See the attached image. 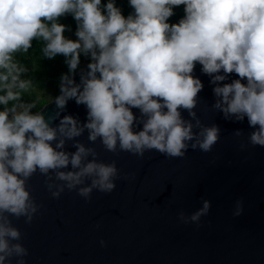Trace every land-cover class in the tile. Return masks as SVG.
Returning <instances> with one entry per match:
<instances>
[{"label":"clouds","instance_id":"9594fccd","mask_svg":"<svg viewBox=\"0 0 264 264\" xmlns=\"http://www.w3.org/2000/svg\"><path fill=\"white\" fill-rule=\"evenodd\" d=\"M125 17L115 0H0V264H26L29 250L12 219L30 224L41 204L28 190L37 173L50 196L75 191L86 202L93 191L110 194L116 181L127 179L116 161L104 162L94 145L118 155L143 157L156 151L166 158H184L189 149L209 153L220 141L221 128L197 115L204 85L194 75L197 64L209 77L211 109L225 121L243 123L232 135L239 149L264 147V0H128ZM184 16L170 24L174 8ZM76 21L75 41L60 19ZM33 40L42 41L43 58H65L59 95L45 115L32 95L36 84L17 54H26ZM81 55L87 71L74 79ZM231 74L238 78L229 80ZM69 101L86 108L82 122L66 112ZM36 109V111H33ZM138 110L139 114L133 112ZM187 113V116L184 115ZM87 132L86 145L79 138ZM69 147L75 151H69ZM177 220L200 226L210 201ZM243 213L235 202L233 216ZM96 227H99L97 224ZM101 247L106 242L100 240Z\"/></svg>","mask_w":264,"mask_h":264},{"label":"water","instance_id":"95a60500","mask_svg":"<svg viewBox=\"0 0 264 264\" xmlns=\"http://www.w3.org/2000/svg\"><path fill=\"white\" fill-rule=\"evenodd\" d=\"M80 70L87 71V65ZM80 70L74 76L77 83ZM194 75L204 85L197 115L222 130L213 150L189 149L184 158L171 159L153 150L141 158L127 152L114 155L98 140L94 147L99 159L115 160L128 178L116 181L110 194L94 190L89 202L67 190L52 198L44 177L35 174L28 190L42 207L30 224L23 217H10L24 234L26 264H264V147L239 149L232 133L243 129L245 136L239 139L246 142L251 131L247 119L225 121L211 109L212 85L199 64ZM236 78L231 74L225 82ZM53 108L44 105V114ZM86 111L69 101L61 115H75L83 122ZM86 136L87 132L79 139L88 145ZM202 199L211 207L199 227L177 220L179 211L190 215L199 209ZM238 199L243 201V213L234 217Z\"/></svg>","mask_w":264,"mask_h":264},{"label":"trees","instance_id":"16d2710c","mask_svg":"<svg viewBox=\"0 0 264 264\" xmlns=\"http://www.w3.org/2000/svg\"><path fill=\"white\" fill-rule=\"evenodd\" d=\"M101 2L102 4H105L107 3V0H101ZM115 2L116 6L121 9L122 15L125 17H127L133 11V9H131L129 6L128 0H115ZM183 8V5L174 8L175 14L168 20L170 24L178 23L179 20L183 18ZM59 22L68 26L70 29L65 31V37L71 39L70 36H72L73 41H75L77 39L75 36L76 21L72 18V16L67 15L66 17L61 18ZM42 47V41L33 40L32 48L29 49L28 53L23 55L17 54L16 56V59L20 60L29 69L26 78H32L36 84V88L33 90L32 95L25 94L24 100L30 101L42 96L40 99V106L43 104L46 105V103H48V97L57 96L59 91L60 76L61 74L68 72V67L64 62L65 58L62 55H57L52 60L45 59L41 53ZM83 62L87 65L90 60L87 57L81 55L80 65L77 72L83 68ZM33 111H36V109H33Z\"/></svg>","mask_w":264,"mask_h":264},{"label":"rangeland","instance_id":"374dc122","mask_svg":"<svg viewBox=\"0 0 264 264\" xmlns=\"http://www.w3.org/2000/svg\"><path fill=\"white\" fill-rule=\"evenodd\" d=\"M70 38L73 40V37L72 36H70ZM86 64L83 62L82 63V66L84 67Z\"/></svg>","mask_w":264,"mask_h":264}]
</instances>
